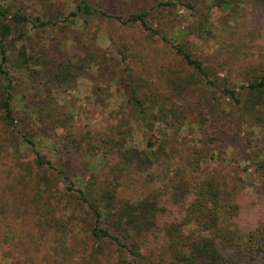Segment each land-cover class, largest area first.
<instances>
[{"label":"rangeland","instance_id":"rangeland-1","mask_svg":"<svg viewBox=\"0 0 264 264\" xmlns=\"http://www.w3.org/2000/svg\"><path fill=\"white\" fill-rule=\"evenodd\" d=\"M77 1L0 0V4L64 26V18ZM87 2L97 9L96 14L79 15L64 29L25 27L23 40L14 42L18 48L26 45L36 56L45 55L49 64L40 74L36 72L39 62L18 71L10 64L6 68L14 75L15 125L34 143L31 147L19 136L18 159L32 160L38 153L55 168H43L41 173L57 177V190L66 191V185H72L75 191L83 189L92 175L98 177V186L105 179L101 158L86 151L90 144L97 145L99 136L130 131L128 143L143 147L148 139L160 137L162 129L165 141L185 143L202 153L198 174L228 186L239 182L248 194L257 192L260 173L253 171V163H264V107L246 111L221 91H239L242 83L264 70V2L240 1L233 9L218 8L215 0ZM137 12L147 13V23L159 36L137 23L123 22ZM172 45L183 46L200 60L217 86L198 80L181 93L177 103L185 119L169 114L171 99L175 96L176 100L175 87L192 76ZM66 72L65 77L56 76ZM192 79L201 78L194 74ZM131 88L151 114L134 108ZM166 121L175 126L164 125ZM76 140L82 141L78 148L71 142ZM58 169L72 184L63 182ZM121 196L130 198L125 192Z\"/></svg>","mask_w":264,"mask_h":264},{"label":"trees","instance_id":"trees-1","mask_svg":"<svg viewBox=\"0 0 264 264\" xmlns=\"http://www.w3.org/2000/svg\"><path fill=\"white\" fill-rule=\"evenodd\" d=\"M240 1L246 0L214 4L233 9ZM97 12L87 0H78L64 26H59L51 18L0 4V264H264V163L260 161L253 163V171L260 173L259 190L248 194L239 182L228 186L198 174L202 153L185 143L165 141L162 129L160 137L148 139L143 147L130 145V131L125 130L106 133L98 137L97 145L90 144L87 153L98 155L106 170L99 186L98 177L92 175L83 189L74 191L66 185V191H58L57 177L41 173L43 168L55 170L49 160L38 153L32 160L18 159L19 136L31 147L34 143L15 125L14 75L6 68L10 64L18 71L39 62L40 74L49 64L45 55L36 56L26 45L18 48L14 42L23 40L25 27L64 29L77 16ZM146 15L130 13L123 22L137 23L159 36ZM161 40L168 44L165 37ZM171 48L192 74L188 82L175 87L176 100L174 96L170 102L169 114L185 119L177 103L181 93L198 80L217 86L200 60L181 45ZM194 74L201 79H192ZM221 92L246 111L264 107V70L242 83L239 91ZM129 95L140 114H151L136 89L131 88ZM153 118L157 121V115ZM164 125L175 126L173 121ZM71 142L76 148L82 143ZM57 175L72 184L62 170ZM124 192L130 198H123Z\"/></svg>","mask_w":264,"mask_h":264}]
</instances>
